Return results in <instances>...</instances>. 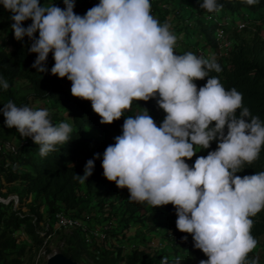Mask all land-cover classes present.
<instances>
[{"label": "clouds", "instance_id": "clouds-1", "mask_svg": "<svg viewBox=\"0 0 264 264\" xmlns=\"http://www.w3.org/2000/svg\"><path fill=\"white\" fill-rule=\"evenodd\" d=\"M241 2L253 6L259 0ZM63 3L62 9L40 0H0L12 14L14 38L32 41V67L45 72L51 52V74L66 77L71 95L90 101L101 124L120 119L133 101L157 96L166 114L159 127L146 110L126 117L122 134L103 152V176L126 188L129 202L173 205L176 229L191 234L194 248L207 257L199 264H258V258L248 259L258 243L250 217L264 209V171L236 173L259 158L264 121L243 106L242 93L225 90L217 77H209L221 71L214 58L176 54L177 36L151 14L150 0H99L83 16L74 13V0ZM199 7L214 13L223 5L202 0ZM27 20L31 24L24 27ZM205 77L206 84L197 89L194 81ZM0 85L9 87L6 80ZM0 112L6 127L39 145L42 157L67 142L72 131L67 122L54 126L47 109L9 101ZM214 140L216 149L189 167L185 161ZM97 158L77 175L81 183L92 175ZM160 264L168 261L163 258Z\"/></svg>", "mask_w": 264, "mask_h": 264}, {"label": "trees", "instance_id": "trees-1", "mask_svg": "<svg viewBox=\"0 0 264 264\" xmlns=\"http://www.w3.org/2000/svg\"><path fill=\"white\" fill-rule=\"evenodd\" d=\"M95 2L74 0L73 11L83 16ZM199 2L150 0L151 14L161 24L167 22L171 26L170 31L177 36L176 54L191 52L197 56L206 54V59L214 58L221 71L210 72L209 77H217L225 90L235 88L242 93L243 106L264 121V37L254 32L249 40L232 41L221 50L218 47L221 39L216 36L217 29L226 34L228 30L237 31L240 24L252 23L257 29L264 26V0L253 6L241 0H217L223 7L214 13L200 8ZM40 4L65 7L63 0H40ZM11 15L0 8V28L11 20ZM30 24L31 20L23 22L24 27ZM8 29L10 50L0 48V80H6L9 87L5 90L0 85V101L5 104L12 101L18 107L47 108L48 118L54 126L67 122L72 131L67 142L56 145L55 151L43 157L39 145L31 138L21 137L13 149H7L0 136V198L6 199L11 192L16 195L15 204L12 199L0 202V264H32L40 247L49 253L45 239L58 232L55 213L59 211L78 219L86 231L98 233L85 240L84 231L74 227L62 236L64 245L59 252L77 263L84 262L88 256L93 264H160L163 258L168 264L177 261L179 264H199L205 260L207 257L202 251L194 248L191 234L176 229L173 205L152 207L146 202H129L128 190L117 188L103 176V152L115 143L116 136L122 134L126 117L146 110L152 118L160 117L158 127L163 122L166 114L157 105L159 97L147 102L133 101L131 110L120 119L101 124L100 117L92 111L91 102L73 97L71 82L66 77L51 74L52 53L45 62L46 71L38 72L32 67L36 54L29 52L32 41L28 37L17 41L11 27ZM199 51L203 55H199ZM206 81L207 77L194 83L199 89ZM20 84H26L29 93L16 101L12 90ZM41 104H48V107L42 108ZM216 147L214 140L208 149H197L196 154L185 162L191 167L198 156H206ZM96 154L99 158L94 161L92 175L81 183L78 176L83 175L86 162ZM262 171L264 146L259 158L245 164L236 175L243 177ZM250 218L253 220V237L264 234V216ZM132 228H144L148 233L164 228L166 233L161 239L162 244L152 247L136 232L130 234Z\"/></svg>", "mask_w": 264, "mask_h": 264}, {"label": "rangeland", "instance_id": "rangeland-1", "mask_svg": "<svg viewBox=\"0 0 264 264\" xmlns=\"http://www.w3.org/2000/svg\"><path fill=\"white\" fill-rule=\"evenodd\" d=\"M98 3L99 0H96L94 6L97 5ZM2 7L3 6L0 5V8ZM12 23L13 22L9 20L6 22V24L3 27L0 28V48L5 47L6 51L10 50V45H9L10 35L8 32L9 31L8 28L11 27ZM254 32H257L261 37H264V26L257 29V27L252 23H246L243 27L237 28V31L235 32L228 30L225 35L229 45L232 41L234 43L239 39L249 40ZM203 57H206V55H204ZM27 93H29V89L26 84H20L16 89L12 90V95L16 101H20V97ZM4 104L5 103L0 101V108H3ZM41 107L42 108L48 107V104H44V105L41 104ZM30 108H33V106H30ZM0 136L4 139L3 146L7 149H13L17 145V143L21 140V136L14 127L8 128L5 126L2 112H0ZM8 197H10V199H12L13 203L15 204L16 195L13 192H11V194H9ZM259 215L264 216V209H262L259 213H257V215L254 216V218H257ZM71 229L72 228H58V232H53L48 238L45 239L46 246L50 249L49 253L59 252V250L62 249L64 245L62 241V236L68 233ZM134 232L140 235L144 241L145 239L148 240L149 245H151L152 247L161 245L162 244L161 239H163L164 233H166L164 228H160L156 232H151V233L145 232L144 228L130 229V234ZM255 239L258 242L257 246L251 253H249L248 259L258 258V261H262L264 260V234L255 237ZM49 253L45 252L44 248L40 247V249H38V251L36 252L35 258L39 260L40 264H44L43 261L45 260L46 256ZM77 264H93V261L91 257L88 256L85 258L84 262L82 263L79 262Z\"/></svg>", "mask_w": 264, "mask_h": 264}, {"label": "built area", "instance_id": "built-area-1", "mask_svg": "<svg viewBox=\"0 0 264 264\" xmlns=\"http://www.w3.org/2000/svg\"><path fill=\"white\" fill-rule=\"evenodd\" d=\"M243 27V24H240L238 25V28H241ZM216 36L217 38L221 39V41L219 42V49H224L227 47L228 45V42H227V39H226V35L222 32L221 29H217L216 30ZM199 55H203V52L202 51H199ZM206 55V54H205ZM153 120L157 122L160 120V117L157 118V119H154ZM55 226L56 228H74V227H80L83 231H84V237H85V240H88L89 238V235H97V231L96 230H89V231H86L85 230V227L82 226L81 222L78 220V219H75L71 216H68L62 212H56L55 213ZM100 236H102V234H99ZM47 257V256H46ZM46 259V258H45ZM43 263L45 264V260L43 261ZM32 264H40L39 260L37 258H34ZM258 264H264V261H258Z\"/></svg>", "mask_w": 264, "mask_h": 264}, {"label": "water", "instance_id": "water-1", "mask_svg": "<svg viewBox=\"0 0 264 264\" xmlns=\"http://www.w3.org/2000/svg\"><path fill=\"white\" fill-rule=\"evenodd\" d=\"M10 200V197L6 199L0 198V202L6 203ZM45 264H77L75 261L65 257L60 252H51L45 259Z\"/></svg>", "mask_w": 264, "mask_h": 264}]
</instances>
